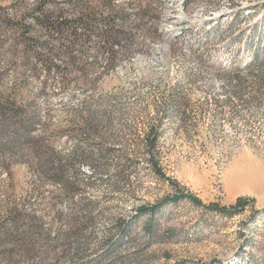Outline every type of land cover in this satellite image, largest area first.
<instances>
[{"label":"rangeland","instance_id":"374dc122","mask_svg":"<svg viewBox=\"0 0 264 264\" xmlns=\"http://www.w3.org/2000/svg\"><path fill=\"white\" fill-rule=\"evenodd\" d=\"M36 1L0 7L19 15ZM113 2L127 13L128 54L109 64L85 53L91 68L71 72L64 88L52 75L45 90L30 74L14 79L12 95L38 111L34 132L51 156L42 169L0 170V221L12 208L35 216L58 249L73 217L79 253L57 264H264V87L255 78L264 69V0ZM180 190L203 204L250 202L223 214L182 198L136 213Z\"/></svg>","mask_w":264,"mask_h":264},{"label":"trees","instance_id":"16d2710c","mask_svg":"<svg viewBox=\"0 0 264 264\" xmlns=\"http://www.w3.org/2000/svg\"><path fill=\"white\" fill-rule=\"evenodd\" d=\"M95 3L102 5L95 6ZM141 16L139 12L138 22ZM127 22V13L113 0H62L59 3L37 0L19 15L0 7V60H4L6 72L11 69L13 76V85L7 88L3 85L4 73L0 74V170L8 172L13 163H26L40 169L50 163L51 153L47 145L34 132L38 111L32 104L18 103L12 95L16 86L14 79L26 80L30 74L33 78H41L45 90L52 75L57 76L59 87L64 88L70 82L71 72L84 77L91 68V64L82 62L87 52L102 53L107 62L113 64L117 54L126 55L132 47L133 34ZM139 27L142 30L140 25L135 30ZM116 45L119 48L117 52L114 51ZM255 78L264 87V69H260ZM240 79L237 75L236 87L242 85ZM155 130L150 128L147 133L146 145L151 153L155 147ZM150 158L154 172L167 178L155 158ZM62 188L65 192L72 191L68 185ZM182 198L223 214H231L250 202L245 197H237L228 207L216 203L203 204L193 193L180 190L157 203L137 208L136 213L153 214L164 203ZM8 214L7 220L0 221V263L57 264L61 258L72 261L78 255V223L73 217L67 216L66 219L73 232L61 236L60 247L55 249L48 231L35 216L25 215L17 208L10 209Z\"/></svg>","mask_w":264,"mask_h":264}]
</instances>
